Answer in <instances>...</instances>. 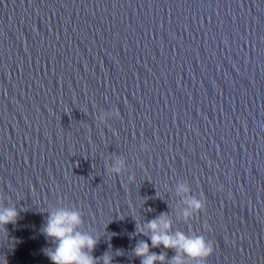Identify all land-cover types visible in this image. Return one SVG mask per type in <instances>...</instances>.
<instances>
[{"label": "water", "instance_id": "1", "mask_svg": "<svg viewBox=\"0 0 264 264\" xmlns=\"http://www.w3.org/2000/svg\"><path fill=\"white\" fill-rule=\"evenodd\" d=\"M0 205V264H53L52 207L112 264L161 214L264 264V0H0Z\"/></svg>", "mask_w": 264, "mask_h": 264}, {"label": "clouds", "instance_id": "2", "mask_svg": "<svg viewBox=\"0 0 264 264\" xmlns=\"http://www.w3.org/2000/svg\"><path fill=\"white\" fill-rule=\"evenodd\" d=\"M114 171L119 172V168ZM187 192L188 188L181 185L178 189ZM189 209L200 211L204 205L200 200L193 198L188 201ZM46 224L42 231L53 243L54 247L45 250V254L53 264H112L113 257L105 253L102 257H94L98 239L89 232L81 230L84 218L80 210L64 207H52L47 211ZM191 215L190 210L184 211L187 218ZM19 218V212L15 205H0V226L9 223L15 224ZM139 231L149 236L151 245L147 241H140L134 249L136 256L141 258V264H168V257L163 253L152 252V248L161 245L165 249L175 251L176 255L171 258V264H185V258L200 261L205 264L214 252L213 246L203 236H187L183 232L171 231V220L166 214H161L156 219L146 224L147 232L143 226H138ZM7 231V230H6Z\"/></svg>", "mask_w": 264, "mask_h": 264}]
</instances>
